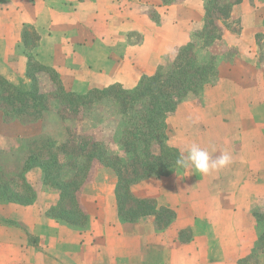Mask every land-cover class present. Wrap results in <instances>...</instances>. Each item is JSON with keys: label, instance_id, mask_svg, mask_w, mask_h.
<instances>
[{"label": "crops", "instance_id": "0c3cea01", "mask_svg": "<svg viewBox=\"0 0 264 264\" xmlns=\"http://www.w3.org/2000/svg\"><path fill=\"white\" fill-rule=\"evenodd\" d=\"M216 1L229 5L227 16L217 12L213 18L232 59L219 62L218 83L205 88V97L181 101L167 115L163 143L178 156L191 143L213 158L227 151L231 164L207 175L173 168L131 183L129 194L152 205L135 220H125L115 196L117 174L95 160L76 191L87 217L83 227L48 214L57 194L44 184L41 168L32 167L25 178L34 201L10 213L0 210V264H264V245L255 242L264 230V62L258 44L264 36V0ZM209 3L0 0V75L14 83L35 63L55 70L66 91L113 84L132 88L159 66H170L182 45L192 42L205 55L201 34L213 12H207ZM104 103H92L95 117H78L77 134L89 132L104 154L123 158V143L113 139L105 108L98 109ZM46 113L21 123L0 111V128L9 129L11 138L0 152L15 154L22 150L20 142L38 134L62 136V130L53 133V125L66 120ZM79 159L61 161L64 180L74 179ZM164 209L172 214L166 226L161 225Z\"/></svg>", "mask_w": 264, "mask_h": 264}, {"label": "trees", "instance_id": "16d2710c", "mask_svg": "<svg viewBox=\"0 0 264 264\" xmlns=\"http://www.w3.org/2000/svg\"><path fill=\"white\" fill-rule=\"evenodd\" d=\"M222 6L217 7L214 12L225 17L228 14L229 5L224 10ZM209 11H212L211 7L207 8V12ZM210 23L205 30V37L209 35L210 38L213 36L219 38L218 34L213 35L210 31ZM206 42L212 41L205 40ZM192 50V42L182 45L170 66H159L153 74L143 76L132 88L113 84L101 89L66 91L60 80L54 77L53 69L44 67L40 69L38 64L32 63L25 73V77L29 80L27 86L12 83L0 75V99L16 113L25 112L21 110L22 107L24 109L30 107L35 114L39 115L47 106V97L40 91L35 73L42 71L53 75L52 80L57 84L55 89L61 100L76 111L103 98L110 99L115 106L118 105L119 114H121L119 116H128V125L121 130V141L127 153L135 152V148L142 144L143 158L138 166L132 169L130 177L123 171V164L104 154L103 148L93 143L85 154L83 167L87 168L88 164L96 160L115 170L117 174L115 196L119 214L125 220H135L139 215L150 211L152 204L149 200L132 197L129 194V185L144 177L169 174L176 165L177 151L163 143L165 118L189 93H198L206 82L218 76L215 56L209 55L205 62H199ZM163 69L168 70L164 73ZM135 104L137 105L134 106ZM6 109L4 111H7ZM153 141L158 142V153L151 151L150 145ZM52 143L55 144L53 141ZM54 148L56 152L50 151L44 156L37 152L26 155L21 169L14 175V179L20 184V189L13 188L6 178H0V198L19 205L31 204L36 194L26 181L25 173L32 167H40L43 171L44 184L57 194L56 202L47 210L48 214L67 224L83 227L87 217L77 204L76 191L84 181V175L79 179L64 180L61 176L62 165L58 156L59 153H66V151L62 148V143ZM161 217H163L161 225L166 226L172 218L171 211L164 209Z\"/></svg>", "mask_w": 264, "mask_h": 264}, {"label": "rangeland", "instance_id": "374dc122", "mask_svg": "<svg viewBox=\"0 0 264 264\" xmlns=\"http://www.w3.org/2000/svg\"><path fill=\"white\" fill-rule=\"evenodd\" d=\"M209 4L213 12L215 11L217 7L222 6V4L218 5L216 0H210ZM227 6H228V3L223 4L222 9L223 10L226 9ZM213 12L210 13L211 23L209 25V28H210V31L213 33V35L218 34L219 38L214 37V36L210 38L209 35L205 37V32H203L201 34L203 39H205L206 41L208 40L212 41L211 43L209 42L205 43L206 44L205 47L206 46L208 47L206 49L205 55H201V53H199V50L195 51L196 49L194 47L192 51L195 54L197 53L198 55H200V58L201 56H203V58L205 57V59H207L209 55H213L215 56V61L217 62V64H219L220 61H228V60L230 61L232 59V50L227 47L228 44H225L223 41H221L222 40L221 39L222 38V32H221L222 27L216 24L218 22H216V20L213 18V15L216 16L217 12H214V13ZM228 28L231 32H233V29H235V27L230 26V25ZM263 37L264 36L262 35L258 44L260 46V52H261L260 60L264 62V39ZM34 69H37V68H34ZM167 70L168 69H163V72L165 73ZM53 71H54V74H55L54 77H56V80L59 79L61 82L59 74L55 70ZM35 73L37 76L38 86L39 88L41 86L44 89L45 92L43 93H45L47 97V106L44 109V111L47 112L46 113L47 115H58L62 117L63 120H66V121L63 123H55V125H53V129H56L54 130L55 132L53 133H57V131L62 130V132L64 131L62 136L55 138L54 136L55 134H52V135L46 134V133L38 134L36 136L26 138L23 140V142H20L22 145V150L15 154H7L4 152H0V178H6L8 181H10L11 185L15 189L21 188L19 182L14 179V175L17 174L18 171L21 169L23 165V160L26 157V155L31 152H34V153L37 152L44 156V155H47L50 151L56 152L57 150L54 147L61 143H62V148L64 149V151H66V153H59L58 159L61 164H62L61 161H63V159L67 161V163H73V161H77L80 155L82 156V159H79L81 164L78 167V169H76V174L74 175L75 179H79L83 175H84V178H87L89 176V172L92 166V163H90L87 165V168H85L83 167V164L85 163V154L87 153L88 149H90L93 143V138H92L93 135L85 131H81L80 134H77L76 129H78V127H81V124L79 125V122L76 120L79 119L78 117H81L83 119L95 117L96 115H98V112H96L97 109L95 108L94 112L91 111L90 108L92 104H90L88 107L81 108L78 111H76L75 108L71 106L68 107V104L65 101L61 100L58 92L55 89L57 84H55L52 80L53 75L46 73L50 77V79L47 80V78L45 77L47 75L46 74L44 75L42 71L41 72L37 71ZM12 76L14 77L13 73H12ZM218 80H219L218 76L212 78V80H209L208 82L204 84L201 91H199L198 93H189L186 97L182 99V101H185L187 99H201L202 97H205V88L216 85L218 83ZM49 81H51V84L53 83L52 84L53 86H50ZM14 83L23 84L27 86L29 85V80L25 77V75H23L21 77L20 76L16 77ZM61 85H62V82H61ZM75 92H80V91H75ZM102 100L105 102L103 104L104 106L103 107L99 106L98 109L105 108V111L107 112L106 115H108V118L106 119L107 124H108V127H110L108 129L112 128V130L114 131L113 139L116 141H120L122 143L120 134H121L122 128L128 125L127 124L128 116L123 115L120 117L119 115L121 114H119L120 109H118V105L115 106V104H113L112 101L108 98H103L99 101H102ZM136 105L137 104H135L134 106ZM0 106H1L0 111L4 113V117L6 119H9V120L11 119L14 121L16 120V122H21V123L27 122L28 120L32 118H37L41 114V113L39 115L35 114L32 111V108L30 107L25 108V109L22 107L21 110L25 112L16 113L13 108H9L8 104L6 102L1 101V99H0ZM19 107L21 108V106ZM5 108H7L6 109L7 111H4ZM64 123L65 125L63 126ZM47 125H48V129L50 130L49 124ZM9 132H10L9 129L5 130L3 128H0V148L6 147L9 145V142L11 141V138L7 136ZM110 138L111 139L109 140H113L112 137ZM52 141L55 142L54 145ZM157 143L158 142L156 141H153L151 143L150 148H151L152 153L159 152V146H157ZM98 146L103 147L102 144L101 145L98 144ZM113 158H115L119 162V164L121 163L124 165L122 167L123 171L127 173L128 175H130L131 177L132 169L134 167H137L140 160L143 158L142 144H139L138 147L135 148V152L127 153V155L123 158H119V157H113ZM174 168L176 170L183 169L181 167H178L177 165H175ZM16 205H19V204L10 203V202L5 201L3 198H0V210L2 212L6 211V213H10L11 211H13L15 207H17ZM3 206H7V207H3ZM200 226H203V224H201ZM262 233L264 234V230L263 232H259L258 233L259 235L257 234L255 236V242L259 247H263L264 245V235Z\"/></svg>", "mask_w": 264, "mask_h": 264}, {"label": "clouds", "instance_id": "9594fccd", "mask_svg": "<svg viewBox=\"0 0 264 264\" xmlns=\"http://www.w3.org/2000/svg\"><path fill=\"white\" fill-rule=\"evenodd\" d=\"M231 162L232 157L227 151L213 158L206 149L197 143H191L181 150L180 155L175 161L178 167L184 169L191 168L204 175L225 168Z\"/></svg>", "mask_w": 264, "mask_h": 264}]
</instances>
